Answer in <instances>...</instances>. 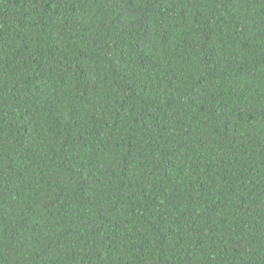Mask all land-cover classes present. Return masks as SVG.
<instances>
[{"label": "trees", "instance_id": "16d2710c", "mask_svg": "<svg viewBox=\"0 0 264 264\" xmlns=\"http://www.w3.org/2000/svg\"><path fill=\"white\" fill-rule=\"evenodd\" d=\"M0 264H264V0H0Z\"/></svg>", "mask_w": 264, "mask_h": 264}]
</instances>
